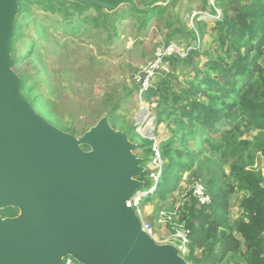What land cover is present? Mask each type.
I'll return each mask as SVG.
<instances>
[{
	"label": "rangeland",
	"instance_id": "rangeland-1",
	"mask_svg": "<svg viewBox=\"0 0 264 264\" xmlns=\"http://www.w3.org/2000/svg\"><path fill=\"white\" fill-rule=\"evenodd\" d=\"M135 1L141 8L154 1L166 7L149 15L145 23L129 7L108 14L93 7L80 10L60 0L22 2L10 48L11 69L25 85L22 95L39 116L76 137L107 117L114 130L126 133L136 145L134 154L145 161L143 181L151 178L156 182L160 174L159 165L150 162L154 145L176 158L175 172L187 168L176 176L179 182L173 192L163 197L155 193V184L139 191L145 193L139 206L142 220L157 243L175 244L173 235L179 229L191 240L183 216H191L190 193L196 183L208 192L213 185L221 187L218 199L223 200L224 226L234 230L242 213V194L230 189V165L239 160L264 180V133L242 129L239 140L248 145L241 154L227 153L221 140L184 130L186 119L179 117L174 103L189 99L208 104L206 96L193 97L187 91L191 85L203 88L204 77H213L203 69L205 64L223 65L218 61L229 62L228 55L244 54L246 46L239 51L233 47L235 30L226 20L251 10L259 15L256 25L261 23L264 0ZM191 45L196 51L187 54ZM251 57L257 58L264 71V47ZM158 62L149 88L139 96L135 77ZM152 170L159 173L155 178ZM0 214L10 217L11 212ZM235 237L239 239L236 233ZM192 250L195 258L204 256L202 250ZM222 264L245 261L243 256H230Z\"/></svg>",
	"mask_w": 264,
	"mask_h": 264
},
{
	"label": "water",
	"instance_id": "water-1",
	"mask_svg": "<svg viewBox=\"0 0 264 264\" xmlns=\"http://www.w3.org/2000/svg\"><path fill=\"white\" fill-rule=\"evenodd\" d=\"M108 14L145 13L135 0H64ZM19 0H0V264H189L148 235L129 201L144 182L126 133L101 118L81 136L39 116L11 69ZM82 146L88 150L83 151Z\"/></svg>",
	"mask_w": 264,
	"mask_h": 264
},
{
	"label": "trees",
	"instance_id": "trees-1",
	"mask_svg": "<svg viewBox=\"0 0 264 264\" xmlns=\"http://www.w3.org/2000/svg\"><path fill=\"white\" fill-rule=\"evenodd\" d=\"M33 1L37 0H19V6L22 2ZM60 1L62 4L69 3L80 10L93 7ZM153 3L156 2L150 5ZM165 7L155 6L145 13H137L129 9L147 23L149 15L162 12ZM247 12L248 14L245 13V15H234V20H226L233 23L229 27L235 30L233 47L239 51L240 47L246 46L244 54L236 52V55H228L226 58L229 62L218 61L223 65L214 62L205 64L203 69L213 73V77H204L203 88L191 85L187 91L193 97L198 94L206 96L208 104L189 99L182 101L178 99L174 103L179 111V117L186 119L183 124L184 130L199 132L202 137L210 135L212 138L219 139L226 143L224 150L232 154L239 152L241 154L242 147L248 145V141L239 140L242 129L264 133V71L257 65V58L251 57L252 52L259 54L264 47V20L256 25L259 16L256 15L257 11L248 10ZM241 28L245 29L241 31ZM196 42L194 41L193 45ZM24 89L25 85L22 82L21 94ZM206 143L212 146L209 140H206ZM160 152L163 165L159 170L157 181H152L151 178H148L147 182L140 180L144 182L145 187L152 188L155 184V193L162 196L173 192L179 182V177L176 180V176L178 173L186 172L187 168L180 167L175 172L178 168L176 158L170 157L168 151L163 153L160 150ZM144 163L145 161L142 162V166ZM144 174L146 172L142 175ZM155 174L156 172L152 173V175ZM228 182L231 185V191L242 194L239 205L242 213L235 229L224 226L225 219L220 209L223 200L218 199L221 195L220 186L213 185V188H209L212 203L205 209L196 207L195 199L190 193L193 200L190 208L191 216L188 218L183 216V219L191 240L188 253L184 258L193 264H222L230 256L233 258L243 256L245 264H264V180L256 173L245 169L241 162L236 160L230 165ZM209 210L211 212H208ZM7 211L11 212L10 217L15 216L14 209H7L0 213ZM220 229L222 232L219 231ZM235 233L239 239L235 237ZM192 248L202 250L204 256L200 259L195 258L192 256L194 253Z\"/></svg>",
	"mask_w": 264,
	"mask_h": 264
},
{
	"label": "built area",
	"instance_id": "built-area-1",
	"mask_svg": "<svg viewBox=\"0 0 264 264\" xmlns=\"http://www.w3.org/2000/svg\"><path fill=\"white\" fill-rule=\"evenodd\" d=\"M186 51H188L187 54H189V53H193L194 51H196V49L194 48V46H190L186 49ZM159 63L160 62L153 63V64L149 65L147 67V70L143 74H141V76L138 75L137 77H135V80L139 84V87H140V90L138 93L139 96H142L147 91V89L149 88V83H150L151 79L153 78L154 73L156 72L155 68H156V66L159 65ZM139 96H138V98L141 99ZM152 152H153V157H151L150 162L155 166L159 165V168H161L163 165V162L161 160L160 149L156 145H154L152 147ZM157 174H159V173H156L152 177L155 178ZM158 177H159V175H158ZM191 193H192L193 198L195 199V202H196V205L198 208H207L211 205V196H210L209 192L207 191V189H205L204 186L200 185L199 183H196L193 186ZM143 196H145V193H143L141 195L140 192H138L129 201L128 205L133 207L136 210V214L140 217L141 224H142L145 232L154 239L155 236H154L150 226L142 220L141 213L139 210V206H140V203H141ZM173 240L175 241V244H172V245H174L177 248L179 255L184 258L185 254L188 253V250H189L188 247L190 245V239H189L188 234L183 229H179V230L175 231V233L173 235ZM163 244H166V242H163ZM62 264H79V263H77L76 261H74L71 258H66L63 260Z\"/></svg>",
	"mask_w": 264,
	"mask_h": 264
},
{
	"label": "flooded vegetation",
	"instance_id": "flooded-vegetation-1",
	"mask_svg": "<svg viewBox=\"0 0 264 264\" xmlns=\"http://www.w3.org/2000/svg\"><path fill=\"white\" fill-rule=\"evenodd\" d=\"M59 130H60V129H59ZM60 131H62V130H60ZM62 132H64V131H62ZM64 133H67V132H64ZM81 149H82L83 151L88 150V148H87L86 146H82ZM16 215H17V211L15 210V216H16Z\"/></svg>",
	"mask_w": 264,
	"mask_h": 264
},
{
	"label": "bare ground",
	"instance_id": "bare-ground-1",
	"mask_svg": "<svg viewBox=\"0 0 264 264\" xmlns=\"http://www.w3.org/2000/svg\"><path fill=\"white\" fill-rule=\"evenodd\" d=\"M144 112V111H143ZM146 119V118H145ZM147 130H148V128H147ZM144 131V130H143Z\"/></svg>",
	"mask_w": 264,
	"mask_h": 264
}]
</instances>
